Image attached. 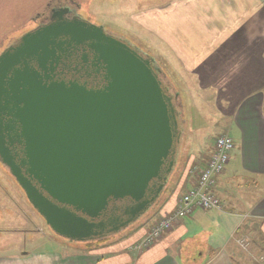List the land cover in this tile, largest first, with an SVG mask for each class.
I'll use <instances>...</instances> for the list:
<instances>
[{"label":"water","instance_id":"1","mask_svg":"<svg viewBox=\"0 0 264 264\" xmlns=\"http://www.w3.org/2000/svg\"><path fill=\"white\" fill-rule=\"evenodd\" d=\"M61 38L98 54L107 80L102 89L48 83L29 64L45 71L65 43ZM177 116L151 59L102 26L52 17L0 54V162L32 208L66 239L116 232L153 204L176 161ZM15 141L23 145L20 164L9 149ZM125 199L132 204L110 208L124 217L120 222L111 215L94 221L109 202Z\"/></svg>","mask_w":264,"mask_h":264},{"label":"crops","instance_id":"2","mask_svg":"<svg viewBox=\"0 0 264 264\" xmlns=\"http://www.w3.org/2000/svg\"><path fill=\"white\" fill-rule=\"evenodd\" d=\"M177 3H174L172 9H166L161 16L160 22L166 31L180 34L174 45L172 41L175 38L172 40L169 36L168 45L179 60L180 56L188 61L181 58L183 62L180 60V68L198 69L193 72H198L204 83L214 86V82L220 83L218 87L227 90L228 93L221 97L222 101L218 105H230L228 115L235 122L234 149L211 189L213 195L222 202V208L210 211L195 209L190 215L175 222L172 229L164 233L157 243L142 251L134 249L133 245L148 229L137 231L128 238L126 252L121 251V247L108 248L105 257L91 252L41 249L21 251L8 258H0V264H179L177 261L180 260H186L189 264H264V92L261 90L264 87V0H242L241 5L246 6L241 10L244 14L241 20L243 24L237 22L227 29L210 28L208 23L205 25V17L202 16L204 0L186 1L189 6L201 7L200 53L208 56L203 60L209 69L214 70L216 77L212 73L204 75L205 64L196 60L193 48L191 50L189 47H192L194 41L197 42L198 36L192 37L191 34L188 38L182 34V30L175 29L172 23L167 24L170 23V17L166 18L165 15L173 10L176 22L184 21L186 28L188 19L182 12L190 8L177 6ZM206 8L207 13L218 11L213 6ZM208 45L211 47L208 48ZM221 76V80L225 81L220 80ZM221 133L230 136L227 130ZM212 150L213 144L206 157L196 162L192 157L188 160L183 174L176 180L182 194L196 184L197 175L190 172V166L204 167ZM164 196L160 194L158 198L161 199L159 217L174 209L180 195ZM241 242L245 245H241Z\"/></svg>","mask_w":264,"mask_h":264},{"label":"rangeland","instance_id":"3","mask_svg":"<svg viewBox=\"0 0 264 264\" xmlns=\"http://www.w3.org/2000/svg\"><path fill=\"white\" fill-rule=\"evenodd\" d=\"M186 1L0 0V54L14 45L25 33L40 27L45 22L44 13L51 6L57 3H69L77 9L80 17L93 24L103 25L114 37L122 38L133 47H137L143 54L153 58L154 65L160 73L159 78L165 87H168L169 94L176 96L175 103L178 109L179 129L181 131V141L176 153L177 162H175L167 182L160 192L162 195L165 194L164 197L166 198L170 196L178 197L183 193L182 190L178 189L176 180L178 176L183 174L191 157L195 162L201 160L202 157H206L210 147L214 144V140L224 130L229 131L232 139L235 137L234 118L228 115L231 106L227 103L218 105L222 101L221 97L228 93L227 90L218 87L220 83L214 82L215 86L204 83L200 74L193 72V70L198 69L183 70L180 68V60L183 62L182 59L184 58L180 57L177 51L179 60L168 45L167 38L169 36L172 40L175 38V41H172V45H174L180 34L176 31L172 33L166 31L167 29L160 22L161 16L166 9H170L174 6V3L178 2L177 6L190 8L189 11L182 12V15L188 19L186 28L184 29V21L179 20L176 22L177 19L173 10H170L173 14L168 11L165 15L166 18L170 17V23L167 24L172 23L175 29L182 30V34L188 38L191 37V34L192 37L198 36L197 42L191 38L194 42L192 47H189L191 50L193 48L196 60L203 61L205 64L203 58L208 56L200 53L201 45L198 43L200 36H202L200 26L201 7L199 5L189 6ZM241 1L204 0V9L205 6H213L218 10L207 13V8L203 9L202 16L205 17L203 18L205 25L208 23L210 28L219 27L220 29L231 28L237 22H241L239 25H242L241 20L244 19V14L241 10L246 6L241 5ZM161 34L162 37L160 38ZM210 47L208 45V48ZM206 50L208 49L206 48ZM218 50L217 48L216 51ZM203 70L204 75L212 73L213 77L217 76V74H213L214 70L209 69L206 64ZM230 74L227 75L230 76ZM221 78L222 76L220 80ZM261 90L264 92V87ZM232 97H234V94ZM196 167L191 165L189 170L192 171V168ZM158 198L141 216L116 232L107 233L101 239L69 240L54 234L50 230L44 219L32 208L8 169L0 162V258H8L9 255L21 251L32 252L41 249L42 251L60 250L75 253L91 252L103 257L106 256L105 251L108 248L121 247V251L126 252L125 247L128 238L137 231L148 229L139 240L140 242L143 241L153 226L152 223L159 217L161 211L159 202L161 199ZM173 211L174 209L168 214ZM168 214L160 216L158 219L164 218ZM138 242H135V244ZM247 255L250 257L248 253ZM177 262L179 264L190 263L186 260ZM192 263L195 264V262Z\"/></svg>","mask_w":264,"mask_h":264},{"label":"flooded vegetation","instance_id":"4","mask_svg":"<svg viewBox=\"0 0 264 264\" xmlns=\"http://www.w3.org/2000/svg\"><path fill=\"white\" fill-rule=\"evenodd\" d=\"M52 17L54 18V20L79 19L87 23H92L86 20L85 18L80 17L78 15L77 9L75 7H72V5L69 3H57L51 6L44 13L43 18L45 22H43L41 25H45L49 23ZM97 26L100 25L97 24ZM101 26L103 27V31L105 34L113 36L108 30L104 28L103 25ZM115 38L125 42L130 47L135 49L131 44L124 41L122 38L120 37H115ZM59 41L65 43L61 45L60 49H57V51L49 59V61L46 64L45 71L39 69L34 62L29 63L32 67L37 69L41 75L43 76L47 75L49 77L44 81L48 83L52 81L64 82V83L73 82L78 85L84 86L87 89H94V90L102 89L106 85L107 80L105 79L104 63L102 62V60L99 59L98 54L94 50L89 48L85 43L73 44L67 42L65 38H61L59 39ZM153 69L155 71L157 70L154 65H153ZM163 89L165 90V93L169 95L168 88L163 85ZM9 149H10V153L14 157L15 163L20 164V161L24 158L22 152L23 145L19 141H15L9 146ZM166 164L167 163H165V165L163 166V171L166 168ZM33 183L35 182L33 181ZM128 204H132V201L129 199H125L122 201H114V202L111 201L109 202V210L105 212L104 216L102 215L99 218L94 219V221H98L100 219L106 218L111 215L113 218L117 219L118 222H120L121 219H124V217L116 210L110 211V208L113 205L122 206Z\"/></svg>","mask_w":264,"mask_h":264},{"label":"built area","instance_id":"5","mask_svg":"<svg viewBox=\"0 0 264 264\" xmlns=\"http://www.w3.org/2000/svg\"><path fill=\"white\" fill-rule=\"evenodd\" d=\"M233 147V140L226 134L215 139L214 150L205 166L199 170L196 185L178 198L174 211L159 219L150 228L144 240L133 246L134 249L150 247L164 232L171 229L174 222L190 215L195 208L204 211L221 208V202L210 193V188L214 185L215 175L224 170ZM241 245H245V243L241 242Z\"/></svg>","mask_w":264,"mask_h":264}]
</instances>
